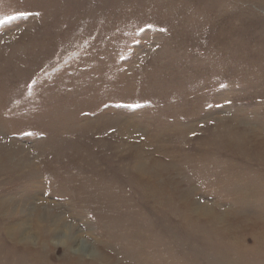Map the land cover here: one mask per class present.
<instances>
[{
    "label": "rangeland",
    "instance_id": "obj_1",
    "mask_svg": "<svg viewBox=\"0 0 264 264\" xmlns=\"http://www.w3.org/2000/svg\"><path fill=\"white\" fill-rule=\"evenodd\" d=\"M0 264H264V0H0Z\"/></svg>",
    "mask_w": 264,
    "mask_h": 264
}]
</instances>
